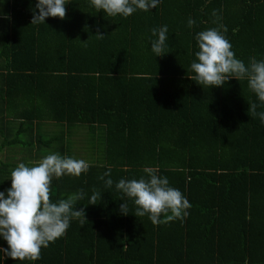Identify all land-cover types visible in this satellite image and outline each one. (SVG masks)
Returning <instances> with one entry per match:
<instances>
[{
	"label": "trees",
	"instance_id": "trees-1",
	"mask_svg": "<svg viewBox=\"0 0 264 264\" xmlns=\"http://www.w3.org/2000/svg\"><path fill=\"white\" fill-rule=\"evenodd\" d=\"M66 2L65 19L38 24H31L38 0L4 2L11 26L0 65V153L18 147L29 167L54 153L87 161V173L50 185L52 202L83 189L75 208L86 219H72L63 237L42 247V259L0 252V264H264V123L249 113L252 102L258 112L264 106L247 80L204 87L190 77L196 34L217 26L213 10L236 58L264 60V0H160L127 18L97 12L90 0ZM165 25V55L156 56L151 30ZM49 126L57 132L49 135ZM74 128L85 130L91 152L71 150L64 133ZM17 166L0 161L6 196ZM109 167L111 188L99 178ZM145 168L189 200L183 221L153 225L134 215L115 183L147 178ZM94 192L96 204H88ZM8 247L0 236V248Z\"/></svg>",
	"mask_w": 264,
	"mask_h": 264
},
{
	"label": "clouds",
	"instance_id": "clouds-1",
	"mask_svg": "<svg viewBox=\"0 0 264 264\" xmlns=\"http://www.w3.org/2000/svg\"><path fill=\"white\" fill-rule=\"evenodd\" d=\"M97 12L103 10L109 16H131L138 9L145 12L157 8L160 0H90ZM66 0H38L33 10L31 24L45 23L48 17L66 18ZM213 21L216 27L200 31L196 34L199 51L195 53L190 67L195 75L190 76L202 86L222 87L232 78L239 81L247 80L249 89L257 96L260 105L264 106V60L251 57L246 65L236 58L232 44L224 33L227 27L220 23L222 17L213 10ZM196 21L189 17L187 25L192 28ZM151 51L156 56L165 55L167 47V25L153 28ZM100 39L103 34L97 32ZM258 104L250 103L249 113L252 118L259 117L264 123V111H257ZM90 164L83 159H75L54 153L45 156L35 166L20 163L11 172V187L5 192L0 191V236L7 241L8 248H0L6 257L17 261H37L42 259L41 249L49 247L57 239L66 234L71 220L86 219L84 208L77 210L75 204L84 199L81 189L78 193L52 202L50 185L53 178L65 175L79 177L89 171ZM147 178L120 179L115 183L117 191L131 199L135 206V216H148L153 225H159L175 219L183 221L190 213L192 205L183 193L170 186L167 177L156 174V170L145 168ZM105 177H108L105 180ZM111 188V168L99 177ZM98 193L91 196L88 204H96ZM123 199V198H122ZM121 213L127 215L128 205H120ZM164 217L163 219L161 217ZM3 258V257H0Z\"/></svg>",
	"mask_w": 264,
	"mask_h": 264
},
{
	"label": "crops",
	"instance_id": "crops-1",
	"mask_svg": "<svg viewBox=\"0 0 264 264\" xmlns=\"http://www.w3.org/2000/svg\"><path fill=\"white\" fill-rule=\"evenodd\" d=\"M1 1H3L4 9H3V13H0V50H4V52L2 53L3 55H1L2 61L0 60V65H2V63L5 64L7 62V59H8L7 54H8V50H9V40L4 39L3 34L6 33L7 29L11 26L10 25L11 24V16L8 13H5V8L7 5H5L4 2L6 0H0V7L3 5ZM52 128L55 130L54 127H52ZM64 131H67V130L65 129ZM72 131H73V133H72ZM83 131H84V129H82V128H74L72 130H68L67 134L64 133V135L68 136V137H66V139H67L69 145L71 142V147H73L71 149L72 151L73 150L76 151L77 149L75 147H78L76 145L77 141L75 140V136L80 132L83 134L84 133ZM53 133H55V131L52 132V134ZM81 139H82L81 137L78 138V140H80V141H81ZM73 141L75 143H72ZM83 142H84L83 144H85V139ZM83 144H81V145H83Z\"/></svg>",
	"mask_w": 264,
	"mask_h": 264
},
{
	"label": "rangeland",
	"instance_id": "rangeland-1",
	"mask_svg": "<svg viewBox=\"0 0 264 264\" xmlns=\"http://www.w3.org/2000/svg\"><path fill=\"white\" fill-rule=\"evenodd\" d=\"M52 127H56V126H49V128H47L46 129V132L49 134V135H51L52 134V132H57L56 130H57V128H55V130L52 128ZM85 131V130H84ZM83 131V132H84ZM72 133H73V131H72ZM54 134V133H53ZM84 134V133H83ZM81 132L80 133H78L76 136H75V140L77 141L76 142V145L79 147H83V146H86V150L88 151V152H91L90 150H91V147H90V143L88 142V140L89 139H87L84 135H83ZM88 134V133H87ZM75 135V134H74ZM89 135V134H88ZM79 137H81L82 139H81V141L80 140H78V138ZM44 138H46V139H49L50 137L49 136H46V137H44ZM84 139H85V144H83L84 142ZM72 143H75L74 141L72 142ZM81 144H83V145H81ZM70 145H71V142H70ZM73 146V145H72ZM78 147H75L76 149L78 148ZM17 149L18 150H21V149H19L18 147H16V148H13V149H9V148H5L1 153H0V161H3V162H5V161H8V162H13L14 161V163L15 164H20L21 163V160H20V158H21V156H22V154L20 153V151H18L17 152ZM74 156H76V152H73L72 153ZM40 159H42L41 157H40Z\"/></svg>",
	"mask_w": 264,
	"mask_h": 264
}]
</instances>
